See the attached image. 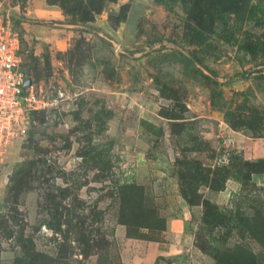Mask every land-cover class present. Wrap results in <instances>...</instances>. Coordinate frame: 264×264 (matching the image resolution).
Wrapping results in <instances>:
<instances>
[{
  "label": "rangeland",
  "instance_id": "1",
  "mask_svg": "<svg viewBox=\"0 0 264 264\" xmlns=\"http://www.w3.org/2000/svg\"><path fill=\"white\" fill-rule=\"evenodd\" d=\"M36 109L0 159V264H264V0H0Z\"/></svg>",
  "mask_w": 264,
  "mask_h": 264
},
{
  "label": "built area",
  "instance_id": "2",
  "mask_svg": "<svg viewBox=\"0 0 264 264\" xmlns=\"http://www.w3.org/2000/svg\"><path fill=\"white\" fill-rule=\"evenodd\" d=\"M21 63L17 34L0 24V159L11 142L25 138L29 112L36 109L31 87L23 86L28 77Z\"/></svg>",
  "mask_w": 264,
  "mask_h": 264
},
{
  "label": "water",
  "instance_id": "3",
  "mask_svg": "<svg viewBox=\"0 0 264 264\" xmlns=\"http://www.w3.org/2000/svg\"><path fill=\"white\" fill-rule=\"evenodd\" d=\"M30 85H31V80L29 78H26L25 81H24L23 86L24 87H29Z\"/></svg>",
  "mask_w": 264,
  "mask_h": 264
}]
</instances>
